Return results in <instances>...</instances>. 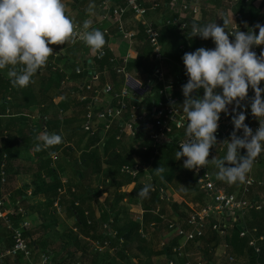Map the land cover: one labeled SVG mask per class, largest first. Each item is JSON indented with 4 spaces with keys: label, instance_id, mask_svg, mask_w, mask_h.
Listing matches in <instances>:
<instances>
[{
    "label": "trees",
    "instance_id": "1",
    "mask_svg": "<svg viewBox=\"0 0 264 264\" xmlns=\"http://www.w3.org/2000/svg\"><path fill=\"white\" fill-rule=\"evenodd\" d=\"M189 1L193 4H198L197 2L205 4L208 1L219 2L221 0ZM233 1L231 0L237 6L238 11H247L252 15V22L249 24L252 28L243 31L254 29L258 34L259 29L254 27L257 24V17L252 12L257 9L256 2L259 0H250L249 2L242 0L237 3ZM171 2L173 0H165L163 4L161 0H156V7L161 5L168 7ZM175 2L180 6V0H175ZM241 6H244V9ZM193 15L195 14L188 13L183 17L179 12L166 16L162 20L166 27L173 29L178 36L177 43L173 45L168 42L169 40H164V34L160 33L162 53L166 59L164 61L165 70L167 66L172 65V61L177 63V65L171 66L175 75L171 76L167 71L168 77H176L184 72L185 65L182 57L186 52L199 48L203 42H206V45L210 42L214 43L210 39L202 40L196 36L192 37L193 23L201 26L208 24L205 18L196 21ZM175 17H181L182 22L189 20L190 25L182 30L179 24L169 23ZM137 24L138 30L134 37V44L139 52V57L127 64V70L129 73L141 72L145 78V85H148L149 80L153 77L156 61L153 57V48L147 39L145 27L139 21ZM119 35L121 34L119 33ZM77 49L82 50L80 55L74 53ZM70 50L72 53L67 51L57 56L53 52L46 65L37 71L26 87L13 86L8 75L0 72V105L4 104L5 108L10 107L9 113L12 116L5 126L0 127V167L4 155L7 154L5 165L7 183L2 185L0 176V194H9L7 197L9 205L18 210L20 207L25 209V205L28 203L25 194L10 191L9 185L18 170L15 163L22 148H25L22 142L17 139L18 136L12 134V131L9 132L8 128L11 123H16L15 120L19 117L30 122V115L33 113L31 108L36 106L40 111L39 119L36 121L37 126L49 134L56 133L62 136V143L36 152L38 156L37 168L34 170L36 186L31 194L41 196L44 200L31 206L32 209L36 208L39 215L36 218L32 213L27 214L34 223L29 230L24 232L32 247L33 258L38 260L45 252L51 255L53 264H138L128 261L131 258L128 255V249L136 246L140 253L147 255L150 260L155 256L165 255L167 260L165 264H169L171 259L175 261V264H185L186 258L178 256L174 251L183 237L176 234L169 243L165 242L162 245L163 239L166 235L174 233V229L170 227L171 224L189 230L191 228L188 223L189 218L196 211L192 212V210L195 207L201 210L210 202L209 196L198 184L199 176L194 172V169L183 167L186 157L176 159L175 154L180 150L176 139L186 136V129L175 127L174 140L159 146L155 152L153 144L143 133L138 137L137 145L130 144V135L120 133L123 120L118 119L113 122L100 145L104 135L103 130L92 135L83 127L88 113V105L92 101V96L96 94L94 91H101L107 82L114 83L115 90L120 91L125 80L124 75L118 73L114 67L115 64L111 62V58L116 55L112 49H108L107 55L101 59L88 55L90 47L83 40L76 41ZM255 52L257 55L261 53V45ZM89 59L92 60V63ZM178 64H181L182 67ZM7 67L10 70L13 66ZM94 78L98 80L97 84L94 85L93 90H88L87 85L95 80ZM70 80H74L77 84L69 85ZM160 86V83H156L154 87H151V94L145 100L146 106L158 98L156 92ZM260 86L264 87V81ZM252 91L254 90L249 87L248 92ZM173 92L179 97V105L183 108L182 86L175 88ZM52 94L56 95L54 101ZM80 94H87L88 99L80 100ZM101 94L104 98L102 107H105L110 95L103 92ZM197 94L202 96L203 90L200 89L198 93H194V95ZM48 100L50 103H55L53 116L49 115L47 108H40L42 101ZM6 103H10V105L7 106ZM99 107L102 108L97 106V108ZM3 110L2 112L0 110V117L7 114ZM237 111L245 112V123L253 129L257 118L252 115L251 109L238 108ZM233 114L230 113L231 116ZM28 128L34 140L33 143H36L37 147L38 144H41L36 138L38 129L32 126ZM6 130H8L7 137H5ZM227 143L225 138H217V144L210 149L208 158L210 160L213 157L222 159L227 152ZM76 149L82 151L78 157ZM240 152L243 155L246 150L241 149ZM55 155H57L56 159H54ZM256 159L259 162H264V159L259 156ZM74 162L77 163V166L72 164ZM137 163L142 164V170L137 176L122 171L124 165L134 166ZM209 165L216 185L220 187L226 183L217 179L218 168L211 161ZM64 166H68L70 169L71 166H74L71 170L80 174L83 179L64 184L60 177ZM159 166L164 169L163 172L156 171L155 168ZM147 169H150L149 173L145 172ZM249 174L251 173H247V176ZM86 175L91 177L96 175L100 180L101 175H104L106 183L103 189L100 188V184L97 186L85 184ZM147 175H150L152 181L146 178ZM255 177L257 180L262 178ZM129 185H132L130 189L123 190V187ZM145 185H150L151 188L146 197H141L138 193ZM239 185V181L232 183L230 184L231 188L226 191L233 192ZM170 186L182 192L181 195L185 198L182 202L176 200L172 196L173 194L168 192ZM105 192L107 196L102 202L99 200V196ZM254 195H264V185L257 186ZM124 201L140 204L144 210L142 218H135L133 216L135 209L124 204ZM189 202H192L194 206L191 207ZM58 205L65 207L64 209L73 216L72 225L60 224ZM236 214L237 219L225 220L223 223L218 219H210L206 224L204 234L188 241L185 252L191 254L194 260H201L205 264H220L213 256L223 242L228 255L227 260L222 264H264V241L259 243L262 246L261 253H257L255 248L250 245L253 236L259 237L264 234V209L261 211L250 210L245 215L240 211ZM25 215L19 213L13 217L14 224L19 225ZM37 220L39 225L35 224L38 222ZM0 229V236L6 239V247L11 246L13 243L12 233L5 228L2 221H0ZM244 231L249 233L242 235ZM95 243L98 244L96 250L92 251L90 258H86L88 246H93ZM157 243L160 244L159 249H156ZM77 250L81 251L83 257L79 261L74 260L76 262L71 263L70 260L75 257L74 254ZM116 254L121 261H117ZM230 257H233L234 260L229 261ZM4 264L26 263L23 256L17 254L6 256Z\"/></svg>",
    "mask_w": 264,
    "mask_h": 264
},
{
    "label": "clouds",
    "instance_id": "2",
    "mask_svg": "<svg viewBox=\"0 0 264 264\" xmlns=\"http://www.w3.org/2000/svg\"><path fill=\"white\" fill-rule=\"evenodd\" d=\"M89 6V11L93 8ZM233 19V17H232ZM229 20L223 18V26L216 22L206 25L193 23L192 37L211 38L215 48H197L186 52L182 59L189 77L182 86L183 112L186 114V141L180 143L176 159L186 157L183 167L199 169L209 163L210 149L217 144L215 135L220 114L232 108L234 130L227 143V152L222 159L212 158L218 168L217 179L229 184L244 183L252 169L255 158L264 150V50L258 56L253 46L264 45V25L257 23L258 34L237 30L229 32ZM91 27L85 21L84 29ZM75 24L67 15L64 0H0V69L13 66L8 77L13 86L26 87L39 69L44 67L53 54L50 45H63L77 33ZM230 35L234 40H230ZM91 49L99 51L106 41L99 29L85 31L80 35ZM19 66V67H17ZM249 87L254 90L251 98V113L259 120L253 131L246 123L242 101L248 98ZM203 95H194L200 89ZM220 89L221 91H217ZM243 130V136L237 135ZM37 151L62 143V136L47 131L38 135ZM246 153L241 155L240 150ZM156 171L163 172L159 166ZM151 186L145 185L138 195L146 197Z\"/></svg>",
    "mask_w": 264,
    "mask_h": 264
},
{
    "label": "built area",
    "instance_id": "3",
    "mask_svg": "<svg viewBox=\"0 0 264 264\" xmlns=\"http://www.w3.org/2000/svg\"><path fill=\"white\" fill-rule=\"evenodd\" d=\"M242 0H234V3L240 2ZM249 2L250 0H243ZM264 5V0H259ZM157 5V3H156ZM102 7L105 10L111 11L112 16L116 19L119 26V32L121 36L126 38L131 45L134 44V37L136 35L135 30H127L124 27L123 16L127 11H131L135 18H138L139 22L145 27L147 33V39L149 40L153 48V57L156 61V66L154 68L153 77L149 80L148 92L146 96H136L132 94L131 87L128 84V77L130 73L127 70V64L131 61L128 55L126 56H114L111 58V62L115 65L117 72L124 75L123 87L120 91L115 90V85L112 82H107L101 91L96 92L95 95L91 98V103L88 105V113L86 121L83 124V127L90 134L94 135L103 130L104 135L100 145L103 143L106 133L111 129V126L115 120L122 119L120 133H126L130 135V138L138 139L141 133L145 134L148 139L153 144L155 152L158 147L167 143H171L174 139V128L186 129L187 119L186 114L183 112V108L179 105V97L173 92L175 88L183 86L187 83L189 77L186 74V68L184 67V72L176 77H168L164 67L165 56L162 53V46L160 43V31L157 29L156 25L147 19L148 9L142 4L141 0H124V5L110 9L108 7L107 1L102 2ZM108 7V8H107ZM199 4H193L189 0H180V14L184 17L188 13L197 14L200 11ZM237 17H241V13L236 14ZM171 24H179L182 30H185L188 26L187 22L181 21V17H175L171 21ZM240 22L234 24L228 31L234 32L239 30ZM80 34L76 36L80 39ZM199 39H202L200 36H196ZM231 37V35H230ZM213 41L211 38H208ZM204 40V39H202ZM258 46H253V51L257 49ZM108 49L103 47L99 51H94L92 56L93 58L101 59L108 53ZM78 72L80 70L78 69ZM95 79V78H94ZM97 79L93 80L90 84L87 85L88 90H93L94 85L97 84ZM73 82L71 85L76 83L74 80L69 81ZM156 83H160V88L157 95L158 98L152 100V104L149 106L145 105V98L149 97L151 92V87H154ZM77 84V83H76ZM201 90H203L201 88ZM217 91H221L217 89ZM106 93L110 95L109 100L106 103L105 107L103 106L102 101L104 98L101 93ZM204 92V90H203ZM249 97V102H243V107L249 108L251 104V98L254 97V91ZM155 94V92H153ZM80 100H87V94H80ZM101 106L102 108H97ZM218 129L215 133L217 138H225L226 140L230 139V134L234 130V125L232 123V116L230 113L220 114V120L218 121ZM259 127V120L257 119L253 131ZM237 135L243 136V130H239ZM8 135L6 134L5 137ZM187 136H180L176 139L179 146L182 141H186ZM7 154L4 155L3 161L0 167V176L1 184L5 185L7 183L5 165H6ZM57 158V155L54 156V159ZM258 159L255 158L254 163H257ZM142 170V164L124 165L122 171L131 174L132 176H137ZM194 172L199 176L198 184L202 190H204L210 198L209 204L197 210L191 214L189 218V225L191 228L186 230L183 227L171 224L170 227L174 229V233L178 236L183 237V244L174 248V251L177 252L178 256L185 257V264H205L201 260H194L192 255L188 252H185V247L188 241L194 240L196 237H200L204 234V229L206 228L207 222L214 218L217 219L218 215L223 212H242L245 215L250 210L261 211L264 209V195H254V190L257 186H263L264 181L257 180L253 174H249L246 177L244 183H240L238 188L233 192H227L220 189L214 180L212 179L211 171L209 165L201 166L199 169H194ZM1 185V186H2ZM7 195L0 194V220L2 224L12 232V245L6 247L4 250L0 251V264L5 263V258L8 255H17L21 254L24 258L26 264H53L52 257L49 253H43L40 258H33V250L29 243L28 238L24 234L25 231L29 230L31 227V222L28 219L22 220L19 225L14 224L13 217L19 213L25 214V209L20 207L18 210L14 207H10L7 202ZM58 204V201L55 203ZM238 210V211H237ZM142 218V217H140ZM238 218V216H237ZM236 216L234 218L237 219ZM249 232H242V235H246ZM264 241V234L259 237L253 236L250 245L253 246L257 253H261L262 246L260 242ZM230 260H234L233 257H230ZM169 264H175V261L171 259Z\"/></svg>",
    "mask_w": 264,
    "mask_h": 264
},
{
    "label": "crops",
    "instance_id": "4",
    "mask_svg": "<svg viewBox=\"0 0 264 264\" xmlns=\"http://www.w3.org/2000/svg\"><path fill=\"white\" fill-rule=\"evenodd\" d=\"M105 0H64V3L66 5L67 9V15L72 19L74 22L76 28L75 31L77 34H83L85 31H91L92 29H99L100 31L104 32V38H105V45L103 47L112 49L113 52L116 54V56H126L128 55L131 60H136L139 57V52L137 50V47L135 44L131 45L130 42L124 38L123 36L119 35V26L118 22L116 19L112 16L111 11L105 10L102 7V2ZM108 3V7L112 10L115 7L122 6L124 5V0H106ZM164 4L165 0H161ZM142 4L148 9V15L147 19L152 21L157 29H159L161 35L164 34L165 39L164 40H169L168 42L170 44L175 45L178 41V36L176 35V32L173 29H168L165 25V23L162 21L166 16H170L175 13L180 12V6L179 4H176L175 0L171 2V5L168 7H165L164 5L156 7V0H141ZM200 6V11L199 13L193 15L196 21L202 20V18H205V21L207 23H213L216 22L217 24L223 26V18L228 19L229 25L228 29L229 30L234 24L237 22H240V30H246L249 28H252V26H249L250 22H252V15L248 14L247 11H238L237 6H235L231 0H221L219 2H206L205 4H202L201 2H197ZM93 5L94 7L89 11V6ZM107 7V8H108ZM244 9V6H241ZM256 10L252 12V14L257 17L256 18V23H260L264 25V5L261 2H256ZM237 13H241V17H237ZM233 17V19H232ZM85 21H90L91 22V27L89 29H84L83 24ZM138 18H135L132 14L131 11H127L125 15L123 16V22H124V27L127 30H135L137 32L138 24H137ZM186 22L188 23V26L190 25L189 20ZM192 22V21H191ZM187 26V27H188ZM82 39H79V37L75 36L74 38H70L66 43L63 45H50V47L53 48V52H59V54H64L67 51L72 53L70 49H72L73 44H75L76 41H81ZM230 40H234L233 37H230ZM166 47V46H165ZM200 47H205L209 49L215 48L214 43H209L206 45V42H203L202 44L199 45ZM259 47V46H258ZM257 47V48H258ZM183 48V47H182ZM196 50V49H195ZM195 50L191 51L194 52ZM253 50V48H252ZM264 50V46L261 45V51ZM94 50L90 48L88 55L92 56ZM76 55H80L82 53V50L77 49L74 52ZM114 54V55H115ZM260 55V54H259ZM258 55V56H259ZM89 61L92 63V60L89 59ZM172 65H177L174 61H172ZM171 65V66H172ZM179 66L182 67L181 64H178ZM171 66L166 67V72L171 76H174L173 68ZM1 73H4V75H8L9 69L6 66L3 69H0ZM174 74V75H173ZM144 75L142 76L141 72H135V73H130L128 77V84L131 87V92L132 94L136 96H146L148 92V87L144 83ZM73 82H70V85ZM144 83V84H143ZM253 92H248V98L244 101L241 102L243 105V102L248 103L249 102V97ZM53 101L56 98V95L52 94ZM9 99H11L9 97ZM46 103V104H44ZM7 106L10 105V103H6ZM49 106V108H48ZM235 107V103L232 105H229V112H232V108ZM40 108H47L49 115L53 116L54 115V110H55V103H50V100L48 101H42ZM5 109V110H3ZM10 107L5 108L4 104L0 105V110L2 112L6 111L5 116L0 117L3 119L0 121V127L5 126L9 120L12 118L10 115ZM240 109H244L241 107ZM33 110L32 114L30 115V122L24 118H20L15 120L16 123H11L10 127L8 128L9 132L12 131L11 133L14 135L18 136L19 142H22L25 148H22L21 153L19 155V158L16 161V168L18 170L15 173V177L12 179L11 184L9 185L11 187L10 191H17L19 193L25 194L26 198L28 199V203L25 205V217L24 219H28L31 222V227L34 223V221L27 216V214H33L36 218L38 217L39 213L36 210V208H31V206H35L36 203H38L40 200H44L41 196H33L31 193L34 190V187L36 186V178L34 177V170L37 168V147L36 143L34 144V140L31 136V133L29 131L28 127H33L38 129V135L44 133V130L40 129V127L37 126L36 121L39 119L40 116V111L39 109L34 106L31 108ZM70 113V112H68ZM17 116V115H15ZM20 116V115H19ZM48 118V117H46ZM0 119V120H1ZM32 122V124H31ZM29 125V126H28ZM18 129V131H15ZM5 131V134H8L7 131ZM15 131V132H13ZM22 133V134H21ZM31 136V138H30ZM1 138V136H0ZM138 139H133L129 138V141H133ZM34 144V145H32ZM131 144V143H130ZM264 146V144H262ZM77 154L76 156L78 157L81 154V150L76 149ZM260 158L264 159V150L261 151V153L258 155ZM74 166H77V163L74 162L72 163ZM74 166H71V169L74 168ZM63 171L60 173V177L62 178V181L64 184L70 183V182H77L79 179H83L80 174L74 173V170H71L70 167L64 166ZM251 174H254L255 176H260L262 177L261 179L264 180V162H257L253 163L252 169L250 171ZM212 175V174H211ZM148 176V175H147ZM150 176V175H149ZM147 178V177H146ZM85 184H92L93 186H97V184H100V188L103 189V186H105L106 180L105 176L101 175V180L94 176H85ZM213 179V176H212ZM105 180V181H104ZM150 181V180H149ZM132 187V185L125 186L123 187V190H128ZM220 189L226 191L230 187L229 183H223L220 187ZM237 189V188H236ZM235 189V190H236ZM234 190V191H235ZM168 192L170 194H177V190L172 188L170 186ZM179 192V191H178ZM228 192V191H227ZM107 196V193H103L102 195L99 196L100 201H104ZM182 199H185L181 196L179 202H182ZM124 204L128 205L132 209H136L137 211L139 210L140 216L143 215V209L140 204H131L128 203L127 201L123 202ZM192 203V202H190ZM9 204V203H8ZM193 204V203H192ZM10 207H13L9 205ZM237 218V215L232 214V212H227L226 214L221 212L218 215V220L223 223L226 221H230L231 219L234 220V218ZM23 219V220H24ZM1 221V220H0ZM22 221V220H21ZM38 221V220H37ZM36 221V222H37ZM35 224L39 225V221ZM6 228V227H5ZM4 229V228H3ZM9 230V229H8ZM1 231V229H0ZM12 233V232H11ZM173 233H171L172 235ZM167 237L170 236V234L166 235ZM172 239L174 238L173 236L171 237ZM183 239L180 240L181 244ZM6 248V239L5 237L0 236V251L4 250Z\"/></svg>",
    "mask_w": 264,
    "mask_h": 264
},
{
    "label": "rangeland",
    "instance_id": "5",
    "mask_svg": "<svg viewBox=\"0 0 264 264\" xmlns=\"http://www.w3.org/2000/svg\"><path fill=\"white\" fill-rule=\"evenodd\" d=\"M55 53V56H57V55H60L59 54V52H54ZM147 99V97L145 98V100ZM148 141H150L149 139H148ZM151 142V141H150ZM132 145H137L138 144V141L137 140H133V141H131L130 142ZM210 159H209V163H208V165L210 164ZM210 166V165H209ZM209 169H210V167H209ZM149 170L150 169H147L145 172L146 173H149ZM210 171H211V169H210ZM147 178H148V180H150V181H152V179H151V177L150 176H146ZM169 190V189H168ZM182 194V192H178V190H177V194H173L172 196H174V198L176 199V200H180V198H181V195ZM183 200V199H182ZM189 205L191 206V207H193L194 205L192 204V203H190L189 202ZM195 206H197V205H195ZM65 207H61V206H59L58 205V210H59V212H58V214H59V221H60V224H70V225H72L73 224V222H74V218H73V216L71 215V214H69L68 213V211H66L65 209H64ZM199 208L198 207H195L194 208V210H192V212L193 211H197ZM191 213V212H190ZM232 214H235V215H237L236 214V212H232ZM133 216L135 217V218H137V219H139L141 216H140V213H139V210L137 211L136 209H135V212L133 213ZM218 218V217H217ZM176 234L175 233H173L172 235L170 234V236L169 237H165L164 239H163V242H162V245H164V243L166 242V243H169L171 240H172V236L174 237ZM161 240V239H160ZM183 241V240H182ZM161 242V241H160ZM159 242V243H160ZM159 243H157L156 244V249H159L160 248V244ZM181 244H183V243H181ZM187 245V244H186ZM97 246H98V244H96L95 243V245L93 244V246H88V250H87V252H88V255H86L85 257L86 258H90L91 257V254L93 253L92 251H94V250H96V248H97ZM225 249H226V246H225V243H223L222 242V244L218 247V249L216 250V252H215V254H214V256H213V258L218 262V263H220V264H222L223 262H225L226 260H227V255L228 254H226V251H225ZM128 255L131 257H129L130 259L128 260V261H133V262H137L138 264H165L166 263V256L165 255H161V256H155V257H153L152 258V260H150V259H148L147 258V255H145V254H142V253H140V251L137 249V247L136 246H133V247H131V248H129L128 249ZM75 257H72L71 258V263L72 262H76V261H74V260H77V261H79L82 257H83V255H82V253H81V251H75ZM116 259H117V261L119 260V261H121L120 260V257L116 254ZM229 261H231L230 260V258H229ZM132 262V263H133ZM238 263V262H237ZM239 264V263H238Z\"/></svg>",
    "mask_w": 264,
    "mask_h": 264
},
{
    "label": "water",
    "instance_id": "6",
    "mask_svg": "<svg viewBox=\"0 0 264 264\" xmlns=\"http://www.w3.org/2000/svg\"><path fill=\"white\" fill-rule=\"evenodd\" d=\"M238 211V210H237ZM230 212V211H229Z\"/></svg>",
    "mask_w": 264,
    "mask_h": 264
}]
</instances>
